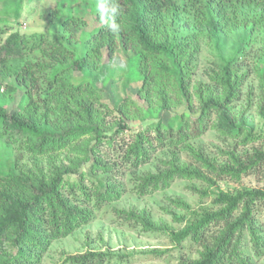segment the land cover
I'll return each mask as SVG.
<instances>
[{"label":"trees","instance_id":"trees-1","mask_svg":"<svg viewBox=\"0 0 264 264\" xmlns=\"http://www.w3.org/2000/svg\"><path fill=\"white\" fill-rule=\"evenodd\" d=\"M0 2L1 14L16 24L0 19V82L12 79L22 93V103L10 109L7 92H0V140L15 149L13 162L0 165V264H39L55 239L121 197L126 173L134 191L145 195L176 177L213 182L212 175L236 179L261 170L264 147H245L260 135L233 107L254 95L264 121V0H118L119 34L100 22L96 0L50 8L49 23L56 28L45 32L18 28L33 0ZM204 48L214 58L204 71L206 81L194 77ZM117 50L137 59V95L147 108L126 98L108 106L93 83L72 82L73 71H98ZM251 74L257 83L248 88ZM177 106L178 124H164L156 111ZM129 121L139 127L125 137ZM209 129L234 140L227 162L192 148L191 141ZM161 150L169 158L141 172ZM183 150L196 165L178 161ZM213 202L217 208L191 210L182 227L166 231L176 244L191 239L200 247L196 258L178 264H253L252 256L264 255V189L217 187ZM118 214L145 230L163 229L146 212ZM128 257L85 250L66 260L124 264Z\"/></svg>","mask_w":264,"mask_h":264},{"label":"rangeland","instance_id":"rangeland-1","mask_svg":"<svg viewBox=\"0 0 264 264\" xmlns=\"http://www.w3.org/2000/svg\"><path fill=\"white\" fill-rule=\"evenodd\" d=\"M89 2L90 0H33L29 9H25L20 18L18 28L21 31H46L49 28H56V25L49 23L50 16L47 13L50 8L62 9L76 2ZM57 2V3H56ZM2 3L0 2V19L7 20L14 24L10 16L1 14ZM253 46L258 47L259 43ZM256 56V55H255ZM107 53L103 54V58ZM257 58V57H256ZM214 59L211 52L206 48L202 49L198 57V68L194 71V77L198 80H207L204 71L209 68L211 60ZM251 62L248 59V64ZM137 59L131 51L117 50L111 62L103 65L98 71L85 68L81 71H73L71 80L73 83L91 82L101 93L102 100L111 107L118 105L123 99L135 100L141 106L148 107L147 102L138 98L137 91L141 85V75L137 67ZM212 67V66H211ZM246 81V87H255L257 81L250 75ZM7 86H10L8 89ZM0 92H7L5 106L13 108L22 103L21 90L12 79L0 82ZM151 110V109H147ZM181 107H174L171 112L158 110L164 124H178L177 114ZM151 112V111H150ZM234 114L250 126L254 133L259 134L253 142L246 144L251 146L264 147V121L258 112V102L251 95L250 98H242L234 102ZM153 113V112H152ZM146 116V115H145ZM129 130L124 131V136L139 127L138 121L128 122ZM234 140L223 136L214 129L207 130L200 137L191 141L192 148L200 150L206 157L217 162L228 161L227 152L233 147ZM241 146L238 148V150ZM226 150V153H225ZM15 156L14 146H9L0 140V165L9 166ZM169 155L165 150L156 153L152 164L144 165L140 171H154L155 166L160 164L162 159H168ZM178 161L193 163L196 165L189 150H183L178 154ZM29 165V164H28ZM201 166V165H200ZM203 171L202 166L200 167ZM204 175H208L205 174ZM209 176V175H208ZM211 181L198 177H176L164 189H158L153 193L138 195L133 188V182L126 173L120 180L122 188L121 197L117 200L106 203L99 210L94 212V218L87 224L77 228L69 235L55 239L43 252L39 264H69L66 260L68 255L80 253L85 250L123 252L129 254L128 262L124 264H178L180 260L190 257L196 258L199 246L191 239H185L180 244L173 242L166 231L169 228L178 229L185 221L191 218V210L202 211L203 209L217 208L213 202L214 191L217 187L225 191H234L244 188L264 189V164L257 172L243 173L239 178L232 179L217 178L213 176ZM185 205V206H184ZM134 210L146 212L163 229L145 230L140 224L133 220L122 217L119 210ZM263 223V217L259 219ZM217 225L211 229L216 230ZM264 232V223L262 225ZM253 264H264V255L251 258Z\"/></svg>","mask_w":264,"mask_h":264},{"label":"clouds","instance_id":"clouds-1","mask_svg":"<svg viewBox=\"0 0 264 264\" xmlns=\"http://www.w3.org/2000/svg\"><path fill=\"white\" fill-rule=\"evenodd\" d=\"M95 11L100 22L108 28L109 32L120 33L122 26L117 20L120 15L118 0H96Z\"/></svg>","mask_w":264,"mask_h":264}]
</instances>
